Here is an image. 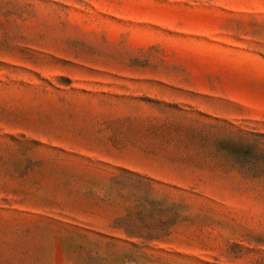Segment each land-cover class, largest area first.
<instances>
[{"label": "rangeland", "instance_id": "rangeland-1", "mask_svg": "<svg viewBox=\"0 0 264 264\" xmlns=\"http://www.w3.org/2000/svg\"><path fill=\"white\" fill-rule=\"evenodd\" d=\"M0 264H264V0H0Z\"/></svg>", "mask_w": 264, "mask_h": 264}]
</instances>
